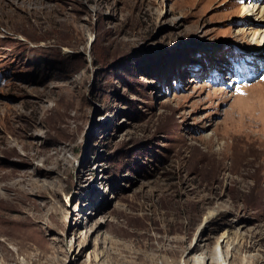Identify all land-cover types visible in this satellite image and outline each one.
Wrapping results in <instances>:
<instances>
[{
    "label": "rangeland",
    "instance_id": "rangeland-1",
    "mask_svg": "<svg viewBox=\"0 0 264 264\" xmlns=\"http://www.w3.org/2000/svg\"><path fill=\"white\" fill-rule=\"evenodd\" d=\"M263 8L0 13V264H264Z\"/></svg>",
    "mask_w": 264,
    "mask_h": 264
},
{
    "label": "bare ground",
    "instance_id": "bare-ground-1",
    "mask_svg": "<svg viewBox=\"0 0 264 264\" xmlns=\"http://www.w3.org/2000/svg\"><path fill=\"white\" fill-rule=\"evenodd\" d=\"M15 1H17V0H0V13H3L4 11H6L8 8H10V7H12V5H13V2H15ZM248 10H249V8H248ZM248 10H246V12H248ZM259 10V9H258ZM258 10H255V8L253 7L252 8V10H251V13L253 14V16L254 15H256L257 14V12H258ZM249 13V12H248ZM1 16H4V14H0ZM264 19V8H263V10L260 12V17H259V21H261V20H263ZM262 23L264 24V22L262 21ZM263 27H264V25H263ZM260 31V30H259ZM257 39H259V42H260V44H264V28H262V30L260 31V33L258 34V37H257ZM216 136L217 137H219V135L216 133ZM215 139V138H214ZM218 138H216L215 140H217ZM207 142L208 143H212L213 142V137H209V138H207ZM223 143H224V141H223ZM223 145V144H222ZM223 149L222 150H220L219 152H218V154H222L223 153ZM208 154L207 155H213V152H211V151H209V152H207ZM215 154V153H214ZM204 159H205V157H204ZM214 168H215V166H214ZM214 172H215V170H214ZM225 261V260H224Z\"/></svg>",
    "mask_w": 264,
    "mask_h": 264
}]
</instances>
